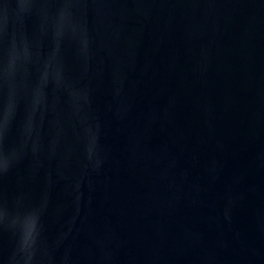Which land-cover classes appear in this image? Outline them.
<instances>
[{
  "label": "water",
  "instance_id": "water-1",
  "mask_svg": "<svg viewBox=\"0 0 264 264\" xmlns=\"http://www.w3.org/2000/svg\"><path fill=\"white\" fill-rule=\"evenodd\" d=\"M0 264H264V0H0Z\"/></svg>",
  "mask_w": 264,
  "mask_h": 264
}]
</instances>
